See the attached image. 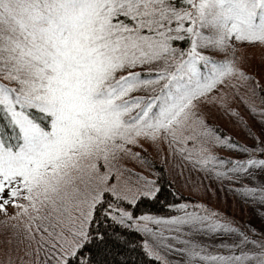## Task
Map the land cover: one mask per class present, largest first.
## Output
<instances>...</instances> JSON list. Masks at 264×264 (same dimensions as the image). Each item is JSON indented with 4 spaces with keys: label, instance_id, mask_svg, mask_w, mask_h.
I'll use <instances>...</instances> for the list:
<instances>
[{
    "label": "snow or ice",
    "instance_id": "1",
    "mask_svg": "<svg viewBox=\"0 0 264 264\" xmlns=\"http://www.w3.org/2000/svg\"><path fill=\"white\" fill-rule=\"evenodd\" d=\"M256 45L264 0H0V213L25 218L39 264H113V246L128 245L118 229L150 237L142 247L157 261L158 249L179 257L167 264H264V238L202 203L136 216L162 187L121 163L167 145L181 175L188 164L221 181L264 171V140L240 146L201 111L227 108L233 81L264 93L242 66ZM232 190L264 207V186Z\"/></svg>",
    "mask_w": 264,
    "mask_h": 264
},
{
    "label": "rangeland",
    "instance_id": "2",
    "mask_svg": "<svg viewBox=\"0 0 264 264\" xmlns=\"http://www.w3.org/2000/svg\"><path fill=\"white\" fill-rule=\"evenodd\" d=\"M245 55L248 57L247 63L242 65L245 71L259 81L261 85H264V47L259 45L247 47ZM217 58L220 59L222 57L217 56ZM232 83L239 88V91L232 86L223 90L228 94L227 108L219 103H212L202 105L201 111L208 124L214 127L218 135L229 137L232 142L240 146L252 148L258 143L254 137L264 140V135H261V130L264 128V123H262L264 115L261 114L264 112V93H258L253 96L248 90L249 86H242L238 81H233ZM250 106H254L257 111L255 113L252 112ZM233 111L237 115H233ZM145 147L147 150L141 152V156L145 160L131 158L125 159L121 163L135 173L143 174L152 179H155L157 175L155 165H159L173 187L185 197H189L185 200L182 199L180 203H202L209 209L220 213L224 218L231 220L236 226H240L244 231L252 227L251 229H254L257 234L256 238H264V220L261 219L258 212V208L264 210V207L259 206L251 199L238 195L232 190L242 186L254 187L253 180L257 182L263 179L260 182L264 183V171H254V179L241 177L239 180L221 181L214 175L198 168H193L191 164H188L186 167L181 165V168H183V175H181L180 169L177 168L179 161L171 155L167 145L161 151H157L148 145H145ZM206 147L214 155L223 156L225 159L235 160L247 157V155H244L245 153L243 154L238 149H229L218 145H206ZM134 151H140V149H134ZM257 156H259V153H257ZM230 166L228 165V167ZM125 175L127 176L128 173H125ZM114 182V180L110 181V183ZM124 206L126 207V205ZM15 212L16 209L8 208L9 216L15 215ZM142 214L161 216L154 213H140L136 216ZM24 220L25 218L23 217L19 221L9 219L8 216L0 213V264H39V261L43 258V252L39 256L35 254V244L32 245V248H29V242L23 228ZM13 225L19 226L13 227ZM142 235V244L145 239H148L151 244V238L145 234ZM37 238H39L38 234ZM197 239L208 244L210 248L221 242H231L228 237L209 238L201 236L197 237ZM216 250L227 251L226 249ZM157 251L161 256L159 261L163 264L179 259L174 254H166L163 249H158Z\"/></svg>",
    "mask_w": 264,
    "mask_h": 264
},
{
    "label": "trees",
    "instance_id": "3",
    "mask_svg": "<svg viewBox=\"0 0 264 264\" xmlns=\"http://www.w3.org/2000/svg\"><path fill=\"white\" fill-rule=\"evenodd\" d=\"M155 168L157 171L155 179H159V183L162 187L161 194L156 201H142L138 207L134 209L135 215L140 213H154L161 216L175 215V209L169 208L168 205L178 204L182 199L185 200L186 198H189L185 197L173 187L159 165H155ZM260 181H263V179L257 182H254L253 180L254 187L264 186V183ZM258 212L260 213L261 219L264 220V210L258 208ZM251 228L252 227H249L246 231H249ZM241 229L244 230L243 228ZM118 231L122 233L124 239L128 242V245H131V247L119 243L115 244L113 246V252L116 254L108 257L113 264H163L162 262L153 259V257L146 255L145 250L142 247V233L124 229H118Z\"/></svg>",
    "mask_w": 264,
    "mask_h": 264
}]
</instances>
